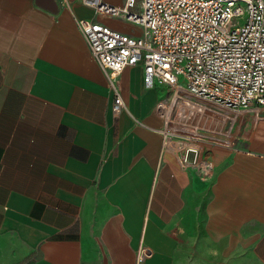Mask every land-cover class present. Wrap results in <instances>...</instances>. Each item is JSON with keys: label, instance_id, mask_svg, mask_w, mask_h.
Here are the masks:
<instances>
[{"label": "crops", "instance_id": "1", "mask_svg": "<svg viewBox=\"0 0 264 264\" xmlns=\"http://www.w3.org/2000/svg\"><path fill=\"white\" fill-rule=\"evenodd\" d=\"M54 1L0 0V264H264V107L194 118L203 178L164 144L171 88L126 67L116 110L77 21L131 24Z\"/></svg>", "mask_w": 264, "mask_h": 264}, {"label": "built area", "instance_id": "2", "mask_svg": "<svg viewBox=\"0 0 264 264\" xmlns=\"http://www.w3.org/2000/svg\"><path fill=\"white\" fill-rule=\"evenodd\" d=\"M96 15L139 28L126 33L94 19L80 18L78 27L90 55L106 74L117 110L122 98L115 87L126 68L141 65L143 83L172 90L162 130L186 143L179 162L203 178L212 165L202 152L205 135L193 123L197 115L224 118L251 106L264 107V0H80ZM150 252L141 248L138 261Z\"/></svg>", "mask_w": 264, "mask_h": 264}, {"label": "rangeland", "instance_id": "3", "mask_svg": "<svg viewBox=\"0 0 264 264\" xmlns=\"http://www.w3.org/2000/svg\"><path fill=\"white\" fill-rule=\"evenodd\" d=\"M114 27L116 28V29H121V30H127V29H132V30H137L138 28L136 27V26H133V25H131V27L130 26H128L126 23H124V22H121V21H116V23L114 24ZM113 27V28H114ZM255 264H258L257 262H255Z\"/></svg>", "mask_w": 264, "mask_h": 264}, {"label": "water", "instance_id": "4", "mask_svg": "<svg viewBox=\"0 0 264 264\" xmlns=\"http://www.w3.org/2000/svg\"><path fill=\"white\" fill-rule=\"evenodd\" d=\"M41 1L47 2L46 8L50 11H55L57 9L56 3L54 0H36L38 5H42Z\"/></svg>", "mask_w": 264, "mask_h": 264}]
</instances>
